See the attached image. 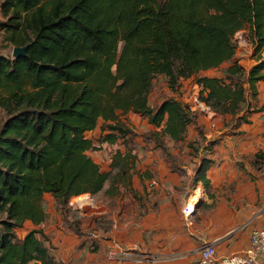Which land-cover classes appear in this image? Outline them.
Wrapping results in <instances>:
<instances>
[{
  "label": "trees",
  "instance_id": "obj_1",
  "mask_svg": "<svg viewBox=\"0 0 264 264\" xmlns=\"http://www.w3.org/2000/svg\"><path fill=\"white\" fill-rule=\"evenodd\" d=\"M0 11L2 42L27 45L18 57L0 54V264H66L53 255L43 228L22 236L16 230L46 221L42 201L50 194L63 225L87 234L68 219L67 204L83 193L114 194L129 178V151L116 148L109 171L89 155L95 142L134 139L120 115L139 114L158 128L142 134L156 146L184 140L196 113L174 96L152 106L156 76L172 91L195 77L198 99L238 125L249 122L247 92L255 96L264 80V0H2ZM242 30L256 61L248 71L234 59V36ZM220 67L221 75H199ZM100 121L104 132L87 136ZM214 143L201 146L194 138L188 146L197 153ZM208 161L197 170L205 186ZM252 163L264 167V148ZM94 220L96 228L110 227L104 215Z\"/></svg>",
  "mask_w": 264,
  "mask_h": 264
},
{
  "label": "crops",
  "instance_id": "obj_2",
  "mask_svg": "<svg viewBox=\"0 0 264 264\" xmlns=\"http://www.w3.org/2000/svg\"><path fill=\"white\" fill-rule=\"evenodd\" d=\"M1 32L0 29V36ZM256 87L257 97L264 98V80ZM195 91L190 95L197 94ZM190 95L183 93L182 98L191 100ZM248 99L251 97L247 102ZM208 111L213 117L198 120L197 125L203 123L205 142L217 140L197 153L188 145L175 146V141L167 138L164 147L156 146L153 139L145 140L140 132L158 128L145 117L143 124L138 125L142 117L139 114L123 115L122 121L136 134L137 141L135 148H126L134 155L129 178L118 185L116 193L106 194L105 204L88 205L94 210L86 216L81 214L80 224L74 222L83 233L88 232L87 226L97 230L94 244H89L86 235L64 226L60 219L57 224H41L49 234L47 244L53 255L66 264H195L199 248L205 243H211L219 256L246 249L251 231L264 227V167L257 168L252 163L259 149L237 143L238 138L218 130L220 115ZM97 131L104 132L97 127L87 136L93 137ZM192 137L189 133L184 139ZM100 152L93 155L90 151L89 155L102 170H111V156L100 164L103 156L107 158ZM204 159L209 160L203 167L206 186L197 179ZM115 171L116 168L112 169V173ZM108 186L109 181L105 187ZM193 198L194 208L185 214L183 208ZM98 215L110 222L107 230L96 228L94 217ZM110 250L119 253L110 256ZM252 264H264V251L258 253Z\"/></svg>",
  "mask_w": 264,
  "mask_h": 264
},
{
  "label": "rangeland",
  "instance_id": "obj_3",
  "mask_svg": "<svg viewBox=\"0 0 264 264\" xmlns=\"http://www.w3.org/2000/svg\"><path fill=\"white\" fill-rule=\"evenodd\" d=\"M5 36L4 32H1L0 36V54L7 55L9 57H12V46L8 45L7 43L2 42V38ZM247 33L246 31L242 32L241 34H235L234 40L236 43V53L234 56V59L238 61L240 66H242L246 71L256 63L255 57L253 54V47L250 44V42L247 41L246 39ZM246 39V40H243ZM7 44V45H6ZM228 65V62H225L221 65V67H224ZM220 68H211L207 70H203L199 72V75L203 76H216V75H221L222 72L220 71ZM195 77L187 78V79H181L180 80V85L175 89V90H170V88L167 85L166 79L162 75H158L153 79L152 86L150 89V92L148 94V99L149 102L152 106L157 105L161 100L168 96H174L178 98L179 100L182 101L183 104L188 105L189 107H193L195 110L193 111L196 113V123L191 124L188 126V129L186 131V136L191 133L193 134L194 138H199V145H204L205 140L203 141L201 138L205 129L203 128V123L200 122V125H197L198 120H205V117L212 118L213 115H210L209 111L204 108L203 106L199 105L195 100H193L194 95H190L193 91L197 92V95L199 93L200 87L198 85H195L193 89V79ZM247 86V85H246ZM184 94H189L192 96L191 100H188V98H182V95ZM251 100L248 99V104L250 106L249 111L245 112L247 114V118L249 119L248 123H245L243 127L240 128L238 124H236V119L235 117L231 115H220L219 117V122H217V129L224 130V134L227 135H233L236 138L237 143H240L244 146H249L250 148L253 149H263L264 148V98L257 97V94L255 96H252L251 93L248 91L247 92V98H250ZM210 110V109H209ZM211 111V110H210ZM3 115L2 112L0 111V123L2 121ZM120 118H124L122 115H120ZM143 117H139L137 124L142 125L143 124ZM202 125V126H201ZM99 129L102 128V121H100V125L98 127ZM216 129V127H215ZM102 130V129H101ZM134 133V132H133ZM140 134H146L147 136H152L151 129H145ZM100 133L97 131L95 135L93 136L95 139L99 137ZM133 136H129L127 138L122 137L120 138L116 143L114 144H108V143H103V142H97L95 144L96 148L92 150V154L94 155L95 153L104 152L106 154L105 158L103 156V160H101L99 163L102 164L104 161H107L110 156L113 154L114 150L116 148H135L137 146V141H134V139H131ZM192 137V138H193ZM152 137H150L151 139ZM192 138L190 139H184L180 142H174L173 145L175 146H183V145H188V142L193 140ZM153 139V138H152ZM217 139H215L216 141ZM154 141V140H152ZM151 143V142H150ZM105 144V145H101ZM166 145L167 142H164ZM100 157V156H99ZM106 170V168H103ZM73 200L77 202L76 205H71L70 201ZM107 198L106 194L101 191L99 193H96L94 195H91L89 193H83L77 195L76 198L73 199L71 197L68 201L67 204V214L70 220H72L75 223L80 224L81 223V214L83 216H86V214H90L92 210L94 209H89V206H93L95 202H99L101 204H105ZM195 200V198H193ZM54 198L50 194H45L42 205L44 208V211L46 213V222L49 223H59V219L62 222V214L56 210L55 208V203H54ZM91 204V205H90ZM80 205V206H79ZM92 216V215H91ZM90 216V217H91ZM94 217V216H93ZM92 217V218H93ZM45 228L44 225H38L35 226L30 222H25L24 225L20 228H17L16 232L19 236L24 235L28 230L32 228ZM90 226H87L85 229L89 230ZM88 242L91 243L93 242L94 238H87Z\"/></svg>",
  "mask_w": 264,
  "mask_h": 264
},
{
  "label": "built area",
  "instance_id": "obj_4",
  "mask_svg": "<svg viewBox=\"0 0 264 264\" xmlns=\"http://www.w3.org/2000/svg\"><path fill=\"white\" fill-rule=\"evenodd\" d=\"M242 32L243 31H238L236 34H241ZM194 96V100L199 105L209 110V107L198 99L197 94ZM188 108L192 111L195 110L193 107L188 106ZM194 203L195 201L191 200L184 206L183 211L185 214H189L193 210ZM70 204L76 205L77 202L71 200ZM97 234V230L92 228L87 232L86 237L95 239ZM262 251H264V227L255 228L251 231L248 246L242 252L233 253L227 256H219L211 243L203 244L199 248V257L195 264H252L256 262L258 253ZM117 253L119 252H116L115 250H110L108 252L110 256H115Z\"/></svg>",
  "mask_w": 264,
  "mask_h": 264
},
{
  "label": "water",
  "instance_id": "obj_5",
  "mask_svg": "<svg viewBox=\"0 0 264 264\" xmlns=\"http://www.w3.org/2000/svg\"><path fill=\"white\" fill-rule=\"evenodd\" d=\"M26 48H27V45H25V46H14V47H12L11 54L13 57H18L19 55H22L25 53Z\"/></svg>",
  "mask_w": 264,
  "mask_h": 264
}]
</instances>
